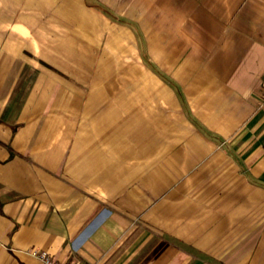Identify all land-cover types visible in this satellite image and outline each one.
<instances>
[{
    "label": "crops",
    "instance_id": "obj_1",
    "mask_svg": "<svg viewBox=\"0 0 264 264\" xmlns=\"http://www.w3.org/2000/svg\"><path fill=\"white\" fill-rule=\"evenodd\" d=\"M264 264V0H0V264Z\"/></svg>",
    "mask_w": 264,
    "mask_h": 264
},
{
    "label": "built area",
    "instance_id": "obj_2",
    "mask_svg": "<svg viewBox=\"0 0 264 264\" xmlns=\"http://www.w3.org/2000/svg\"><path fill=\"white\" fill-rule=\"evenodd\" d=\"M29 254L38 259L41 264H63L60 263L58 261H56L48 252L46 251H42V250H36V249H32L30 251H28ZM78 264H84V263H78Z\"/></svg>",
    "mask_w": 264,
    "mask_h": 264
}]
</instances>
